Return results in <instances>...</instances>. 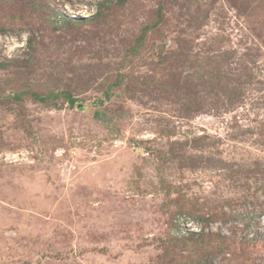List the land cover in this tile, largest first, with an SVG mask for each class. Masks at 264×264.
Listing matches in <instances>:
<instances>
[{"label":"rangeland","instance_id":"rangeland-1","mask_svg":"<svg viewBox=\"0 0 264 264\" xmlns=\"http://www.w3.org/2000/svg\"><path fill=\"white\" fill-rule=\"evenodd\" d=\"M0 264H264V0L0 2Z\"/></svg>","mask_w":264,"mask_h":264},{"label":"built area","instance_id":"built-area-1","mask_svg":"<svg viewBox=\"0 0 264 264\" xmlns=\"http://www.w3.org/2000/svg\"><path fill=\"white\" fill-rule=\"evenodd\" d=\"M183 220H185L184 222L187 223V226H188V229H189L188 232L197 234V233H200L203 230V225L201 224V222H198V221L190 219V218H186V219H183ZM188 221H190V222H188Z\"/></svg>","mask_w":264,"mask_h":264},{"label":"trees","instance_id":"trees-1","mask_svg":"<svg viewBox=\"0 0 264 264\" xmlns=\"http://www.w3.org/2000/svg\"><path fill=\"white\" fill-rule=\"evenodd\" d=\"M1 3H6V2H9V0H1L0 1ZM105 3L106 2H103V3H100L99 5V9L97 11V15H100L101 13H103L104 10H106V7H105ZM42 100V98H41ZM72 104H74V101L72 102ZM187 235H196L195 233H188Z\"/></svg>","mask_w":264,"mask_h":264}]
</instances>
